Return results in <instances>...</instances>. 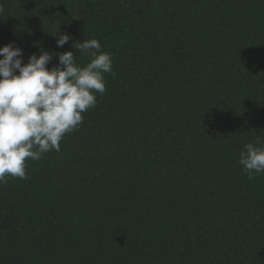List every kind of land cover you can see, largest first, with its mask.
Returning a JSON list of instances; mask_svg holds the SVG:
<instances>
[{
	"label": "trees",
	"instance_id": "1",
	"mask_svg": "<svg viewBox=\"0 0 264 264\" xmlns=\"http://www.w3.org/2000/svg\"><path fill=\"white\" fill-rule=\"evenodd\" d=\"M0 47L113 70L60 150L0 184V264H264V0H0ZM71 39L57 47L59 35ZM18 74V73H17Z\"/></svg>",
	"mask_w": 264,
	"mask_h": 264
},
{
	"label": "clouds",
	"instance_id": "2",
	"mask_svg": "<svg viewBox=\"0 0 264 264\" xmlns=\"http://www.w3.org/2000/svg\"><path fill=\"white\" fill-rule=\"evenodd\" d=\"M70 39L59 35L57 47ZM72 47L91 58L86 66L76 63L72 51L56 54L58 65L49 69L53 54L47 51L25 64L21 48L0 47V184L8 177L27 179L26 161L58 152L63 137L82 124V114L96 107V94L105 93L104 74L113 70L110 53L96 39ZM239 165L249 180L264 174V146L246 144Z\"/></svg>",
	"mask_w": 264,
	"mask_h": 264
}]
</instances>
